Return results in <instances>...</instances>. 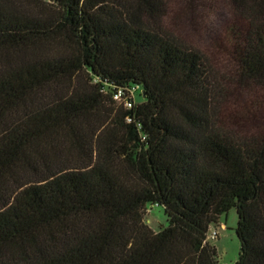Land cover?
Wrapping results in <instances>:
<instances>
[{"label":"trees","instance_id":"1","mask_svg":"<svg viewBox=\"0 0 264 264\" xmlns=\"http://www.w3.org/2000/svg\"><path fill=\"white\" fill-rule=\"evenodd\" d=\"M202 1L0 0V264H218L232 208L264 264V0L219 14L223 65L167 29Z\"/></svg>","mask_w":264,"mask_h":264},{"label":"rangeland","instance_id":"2","mask_svg":"<svg viewBox=\"0 0 264 264\" xmlns=\"http://www.w3.org/2000/svg\"><path fill=\"white\" fill-rule=\"evenodd\" d=\"M228 7V0H204L199 7V15L194 17V20L185 23L177 19V24L167 25V29L189 45L202 51L216 65H223L225 55L216 48L214 39L218 36L222 37L224 33L223 26L228 17L224 21L219 14L227 13ZM174 15L177 17L178 13ZM134 99L138 103L143 102L142 89L135 93ZM147 207L145 219L150 227L158 231L168 225L163 206L149 204ZM238 221L237 210L232 208L222 215L219 224H213L211 227L219 229L218 238L209 240L210 244L217 248L218 264H235L240 257L241 242L236 231ZM222 223H225V228H222Z\"/></svg>","mask_w":264,"mask_h":264},{"label":"built area","instance_id":"3","mask_svg":"<svg viewBox=\"0 0 264 264\" xmlns=\"http://www.w3.org/2000/svg\"><path fill=\"white\" fill-rule=\"evenodd\" d=\"M128 92H129L130 96L134 98V95L136 93V89L135 88L128 89ZM122 93H123L122 90H119V92L116 94V98L121 99ZM125 104L127 106L131 107L133 105V102L131 100L127 99ZM218 236H219V229L218 228H216V229L211 228L209 233H208L207 240L216 239V238H218Z\"/></svg>","mask_w":264,"mask_h":264},{"label":"crops","instance_id":"4","mask_svg":"<svg viewBox=\"0 0 264 264\" xmlns=\"http://www.w3.org/2000/svg\"><path fill=\"white\" fill-rule=\"evenodd\" d=\"M222 228H225V223H222Z\"/></svg>","mask_w":264,"mask_h":264}]
</instances>
